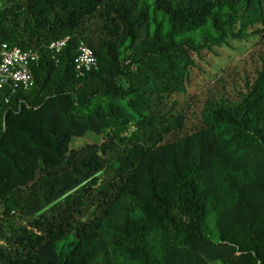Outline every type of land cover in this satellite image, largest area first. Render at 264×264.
Listing matches in <instances>:
<instances>
[{"label": "trees", "instance_id": "1", "mask_svg": "<svg viewBox=\"0 0 264 264\" xmlns=\"http://www.w3.org/2000/svg\"><path fill=\"white\" fill-rule=\"evenodd\" d=\"M3 44L0 264H264V0H0Z\"/></svg>", "mask_w": 264, "mask_h": 264}, {"label": "built area", "instance_id": "2", "mask_svg": "<svg viewBox=\"0 0 264 264\" xmlns=\"http://www.w3.org/2000/svg\"><path fill=\"white\" fill-rule=\"evenodd\" d=\"M69 38L53 42L49 49L55 56L61 54L68 44ZM40 60L38 52L3 44L0 47V90L17 89L28 90L32 83L30 66ZM75 71L78 76L84 77L87 73L98 68V61L94 52L84 42L80 43L78 53L74 60Z\"/></svg>", "mask_w": 264, "mask_h": 264}, {"label": "rangeland", "instance_id": "3", "mask_svg": "<svg viewBox=\"0 0 264 264\" xmlns=\"http://www.w3.org/2000/svg\"><path fill=\"white\" fill-rule=\"evenodd\" d=\"M256 60V55L255 54H250L245 60H243V62H250L253 63ZM98 135H88L86 134L84 137L82 138H74L73 141L71 142V146H76L78 144H82L85 143L87 139H92V141H95L97 139Z\"/></svg>", "mask_w": 264, "mask_h": 264}]
</instances>
